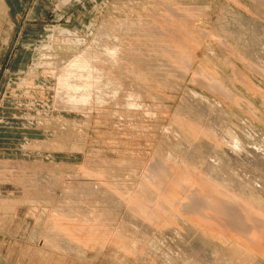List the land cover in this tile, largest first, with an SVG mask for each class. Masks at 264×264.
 <instances>
[{"label": "rangeland", "instance_id": "obj_1", "mask_svg": "<svg viewBox=\"0 0 264 264\" xmlns=\"http://www.w3.org/2000/svg\"><path fill=\"white\" fill-rule=\"evenodd\" d=\"M263 40L264 0H0V264H264V211L230 184L259 187L245 156L264 155ZM65 71L92 84L66 105Z\"/></svg>", "mask_w": 264, "mask_h": 264}, {"label": "bare ground", "instance_id": "obj_2", "mask_svg": "<svg viewBox=\"0 0 264 264\" xmlns=\"http://www.w3.org/2000/svg\"><path fill=\"white\" fill-rule=\"evenodd\" d=\"M189 8H191V7H189ZM244 31V30H243ZM218 35V34H217ZM259 35V34H258ZM256 36V35H255ZM215 38V37H214ZM261 40V39H260ZM104 41V40H103ZM110 41V40H109ZM108 41V42H109ZM104 42H107L106 40L104 41ZM238 42V41H237ZM240 42V41H239ZM263 42H264V40H263ZM264 44V43H263ZM245 45H247V44H245ZM234 46H236V45H234ZM243 48H248L247 46H244ZM258 50V49H257ZM234 51V50H233ZM246 51V50H245ZM254 51V50H253ZM259 51V50H258ZM258 51H256L255 50V52H258ZM261 51V50H260ZM259 51V52H260ZM102 52V51H101ZM254 53V52H253ZM260 53H262V52H260ZM259 53V54H260ZM81 54V53H80ZM111 55H113L114 56V54L115 53H110ZM173 54V53H172ZM255 54V53H254ZM261 55V54H260ZM255 56V55H254ZM264 55H262L261 56V58L263 57ZM78 58V57H77ZM87 58H85L84 59V57H82V58H79V59H77V60H74L72 63H70L69 64V66H70V69H77V70H82V71H88V70H86V69H89L90 68V65L88 64V62H87V60H86ZM61 62V61H60ZM187 62H188V60H187ZM66 63V62H65ZM122 63V62H121ZM192 63V62H191ZM189 64H190V61H189ZM191 65V64H190ZM60 67V66H59ZM93 67V66H92ZM84 68V69H83ZM255 68H257V66L255 67ZM56 70V69H55ZM76 70V71H77ZM202 70V69H201ZM204 71V70H203ZM207 73V72H206ZM75 75L76 76V73H71V74H68V75ZM89 74V72H87V75ZM86 75V74H85ZM212 77V76H211ZM58 80V79H57ZM58 82V84H59V88H58V94H57V99H58V101L59 102H61L62 104H64V105H66V101H68L69 103L70 102H73V101H78V100H76L75 98L76 97H78V96H75V94H74V92H78V91H80L81 89H79L80 87H83L84 89H85V94H82V96H80V97H83V95H87V93H89V91H90V87H92V84L91 83H84V85L83 86H79V84H70V79H66V71L65 72H63V74L62 75H60V77H59V80L57 81ZM165 84V83H164ZM73 85L75 86V87H73ZM169 86V85H168ZM179 86V85H178ZM66 87H68V90H67V93L69 94V98H68V100H66ZM73 87V88H72ZM95 87V86H94ZM69 88H72V89H69ZM92 90V89H91ZM122 90H123V88H122ZM84 91V90H83ZM83 93V92H82ZM104 93H105V91H104ZM90 94V93H89ZM106 94V93H105ZM91 96V95H90ZM190 97V96H189ZM85 99L87 98L86 96L84 97ZM99 98H101V96L99 97ZM103 98V97H102ZM190 100V99H189ZM193 100V99H192ZM105 102V101H104ZM85 105V104H84ZM102 105V104H101ZM104 105V104H103ZM195 105V104H194ZM197 105V104H196ZM202 105V104H201ZM62 106V105H61ZM69 106V105H68ZM74 106V105H73ZM188 106V105H187ZM197 106H199V104L197 105ZM122 107V106H121ZM191 108L193 107V106H190ZM190 107H187V108H190ZM206 107V106H205ZM81 108V107H80ZM196 108L197 107H195V110L194 111H196ZM201 108V107H200ZM204 108V107H203ZM130 109V108H129ZM207 109V108H206ZM184 110H185V108H184ZM191 110H193V108L191 109ZM191 110H190V112H191ZM181 111H183V110H181ZM186 112H189V110H185ZM198 111V110H197ZM201 112H202V109L200 110ZM70 112V111H69ZM184 112V111H183ZM183 112H181L182 114H185L186 116H187V114L186 113H183ZM208 112V111H207ZM105 113V112H104ZM196 113V112H195ZM151 114V113H150ZM199 114V112L197 113V115ZM201 114H203V112L201 113ZM207 114V113H206ZM206 114H205V116H206ZM208 116V115H207ZM168 117V116H167ZM193 117V116H192ZM191 117V118H192ZM202 118H203V116H201ZM197 118L199 119V117L197 116ZM205 119H206V117H204ZM203 118V119H204ZM210 118V117H209ZM223 118H224V116H223ZM61 119V118H60ZM204 119V120H205ZM35 120H37V119H35ZM44 120V119H43ZM209 120V119H208ZM223 123H225V121L223 122ZM228 123V122H227ZM206 124H207V122H206ZM210 124H211V122H210ZM170 125V124H169ZM240 125V124H239ZM243 125V124H242ZM38 126V125H37ZM48 126V125H47ZM51 126H52V124H51ZM220 126V125H219ZM219 126H216V127H219ZM39 127H41V126H39ZM162 127V126H161ZM226 127V126H225ZM215 128V127H214ZM214 128H212V130L214 129ZM228 128V127H227ZM235 128V127H234ZM216 129V128H215ZM230 129V128H229ZM217 130V129H216ZM215 130V131H216ZM224 130V129H223ZM223 130H221V131H223ZM232 130V129H231ZM237 130V129H236ZM47 131V130H46ZM146 131V130H145ZM166 131V130H165ZM174 131V130H173ZM214 131V130H213ZM227 132V131H226ZM219 132H217V134H218ZM221 134H222V132H221ZM240 135H241V133H239ZM238 134V135H239ZM58 135V134H57ZM220 135V134H219ZM229 136H230V142H231V145L233 146V149L234 150H238V151H240L241 149H242V146H244V144L242 143V139L240 140V138L238 137V136H235V134H233V133H229L228 134ZM239 135V136H240ZM252 135V134H251ZM170 136V135H169ZM244 136H245V134H244ZM168 137V136H167ZM203 137V136H202ZM253 137V136H252ZM263 137V136H262ZM56 138H58V137H56ZM62 138H63V136H62ZM177 138V137H176ZM225 138H227V136L225 137ZM247 138V137H246ZM58 139H61V138H58ZM248 139V138H247ZM251 139V138H250ZM262 139H264V138H262ZM57 141V140H56ZM55 141V142H56ZM65 141V140H64ZM171 141V140H170ZM253 141V140H252ZM261 141V140H260ZM62 142V141H61ZM164 142V141H163ZM182 142V141H181ZM200 142V141H199ZM174 143V142H173ZM210 143V142H209ZM249 143V142H248ZM167 144V143H166ZM178 144V143H177ZM200 144V143H199ZM252 144H256V143H252ZM263 144H264V142H263ZM34 145V144H33ZM181 145V144H180ZM179 145V146H180ZM201 145H203V144H201ZM247 145V144H246ZM245 145V146H246ZM262 145V144H261ZM260 145V147H262ZM173 146V145H172ZM175 146H177V145H175ZM183 147H184V145H183ZM197 147V146H196ZM214 147V146H213ZM247 147V146H246ZM251 147L252 146H250V149H251ZM259 147V146H258ZM257 147V148H258ZM259 147V148H260ZM74 148L75 147H73V149L72 150H74ZM174 148V147H173ZM179 148V147H178ZM207 148V147H206ZM206 148H205V150H206ZM254 148V147H253ZM252 148V149H253ZM264 148V147H263ZM77 149V148H76ZM182 149V148H181ZM208 149L209 148H207V151H208ZM256 148H254V150H255ZM261 149V148H260ZM260 149H258V150H260ZM164 150V149H163ZM174 150V149H173ZM202 150V149H201ZM210 150H211V148H210ZM257 150V151H258ZM47 151V150H46ZM175 151H177L178 152V150L176 149ZM187 150H185V152H186ZM194 151V150H193ZM204 151V150H203ZM256 150H255V152H257ZM41 152V151H40ZM49 152V151H48ZM166 152V151H165ZM182 152V151H181ZM188 152V151H187ZM195 152V151H194ZM205 152V151H204ZM204 152H202L203 154H204ZM249 152V151H248ZM247 152V153H248ZM254 152V151H253ZM259 152V151H258ZM170 153V152H169ZM201 153V154H202ZM244 153V152H243ZM246 152H245V154H247ZM251 153V152H250ZM261 153H264L263 152V150H262V152ZM177 154V153H176ZM182 154V153H181ZM188 154V153H187ZM192 154V153H191ZM191 154H190V156H191ZM196 154V153H195ZM207 154H209V153H207ZM223 153H221V155H222ZM254 154V153H253ZM197 155V154H196ZM196 155H193V156H195L196 157ZM235 156V155H234ZM245 156V155H244ZM251 156H253V155H251ZM264 155H261L260 154V152L258 153V154H255L254 155V157H253V161H251V162H249L248 163V161H249V159L248 158H251L252 159V157H246L245 156V162H246V168L245 169H247V171H249L251 174H253L254 175V177H255V180H256V182L259 184V187L257 188V187H255L252 183H250V182H252V181H250L249 182V184H243L242 182H240V180L238 179V178H235V177H231V180H230V184H232L233 185V190L238 194V196L240 197V198H242L244 201L243 202H246V204H247V206H248V208H246V210H245V212H247L248 214H250V212H251V209L250 208H257V209H259V210H261V211H264V199H262L261 197L264 195V157H263ZM199 157H201V156H199ZM239 157V156H238ZM189 158V157H188ZM187 158V159H188ZM221 158H222V156H221ZM223 158H225L224 156H223ZM222 158V159H223ZM186 159V158H185ZM192 160V158H189V160ZM193 159H195V158H193ZM211 159V158H210ZM226 159V158H225ZM240 159H241V157H240ZM208 160H209V158H208ZM227 160V159H226ZM194 161V160H193ZM213 160H211V162H212ZM97 162V161H96ZM192 162V161H191ZM195 162V161H194ZM7 164V163H6ZM10 164V163H9ZM18 164V163H17ZM22 164H24V163H22ZM22 164H19V167L20 166H23V167H21V168H24L25 170H27L26 168H28V169H30L31 170V172L32 171H34V169L36 170H38L39 168H40V166L37 164V165H22ZM189 164H191L190 162H189ZM206 164V163H205ZM41 165V164H40ZM13 166H14V164H13ZM44 166V165H43ZM42 166V167H43ZM49 166V165H48ZM1 167V166H0ZM12 167V166H11ZM16 167V166H15ZM47 167V166H46ZM207 167L209 168V173L212 175V176H215V177H220V176H225V174H227L225 171H227L226 170V161L225 160H223V161H219L218 162V164L217 165H214V163L211 165V164H207ZM31 168H33V170L31 169ZM44 168V167H43ZM57 168V167H56ZM144 168V167H143ZM241 168V167H240ZM13 169V168H12ZM17 169H20V168H17ZM23 169V170H24ZM41 169V168H40ZM49 168H47V170H48ZM4 170V169H3ZM11 170V169H10ZM14 170V169H13ZM16 170V169H15ZM14 170V171H15ZM22 169H20V171L19 172H23L24 174L26 173V171L24 172L23 170L21 171ZM36 170V171H37ZM45 170V169H44ZM6 171H8V170H6ZM27 171H29V170H27ZM36 171H34L35 173H36ZM41 171V170H40ZM40 171H39V173H40ZM49 171V170H48ZM110 171V170H109ZM242 172H243V170H241ZM5 172V171H4ZM10 172V171H9ZM15 172H17V171H15ZM18 172V173H19ZM30 172V173H31ZM42 172H45V171H42ZM125 172V171H124ZM63 173V172H62ZM116 173V172H115ZM129 173H131V172H129ZM8 174V173H7ZM28 174H29V172H28ZM47 174V173H46ZM114 174V173H113ZM61 175V174H60ZM71 175H73V174H71ZM112 175V174H111ZM11 176H13V175H11ZM19 176V175H18ZM27 176V175H26ZM31 176H35V175H33V174H31ZM31 176L28 178L29 180H31ZM40 176H43L42 174L40 175ZM3 177H4V175H3ZM25 176H23V178H24ZM110 177V176H109ZM118 177V176H117ZM22 178V179H23ZM26 178V177H25ZM3 179V178H2ZM13 179V178H12ZM27 179V180H28ZM108 179V178H107ZM229 179V178H228ZM37 180V179H36ZM45 180V179H44ZM81 180V179H80ZM7 181V180H6ZM31 181H33V182H35V185L36 184H38V182L37 181H35V179L33 180H31ZM225 181V180H224ZM3 182H5V181H3ZM10 182V181H9ZM12 182V181H11ZM46 182V181H45ZM45 182H44V184H45ZM106 182V181H105ZM110 182V181H109ZM27 183V182H26ZM31 183V182H30ZM30 183H29V185H30ZM67 183V182H66ZM103 183V182H102ZM6 184V183H5ZM15 184V183H14ZM19 184V183H18ZM61 184V183H60ZM96 184V183H95ZM114 184V183H113ZM224 184H225V182H224ZM258 184H256L257 186H258ZM55 185V184H54ZM98 185H100V184H98ZM103 185V184H102ZM101 185V186H102ZM111 185V184H110ZM115 185V184H114ZM140 185V184H139ZM58 186V185H57ZM111 186H113V185H111ZM141 186V185H140ZM260 186H261V188H260ZM26 187V186H25ZM31 187V186H30ZM61 187V186H60ZM116 187V186H115ZM114 187V188H115ZM117 187H119V186H117ZM116 187V188H117ZM123 187V186H122ZM28 188V187H27ZM34 188V187H33ZM32 188V189H33ZM43 188H44V185H43ZM42 188V189H43ZM49 188V187H48ZM95 188V187H94ZM99 187L97 186V189H98ZM113 188V187H112ZM115 188V189H116ZM39 189H41V188H39ZM70 189V188H69ZM96 189V190H97ZM107 189V188H106ZM31 190V189H30ZM47 190V189H46ZM54 190V189H53ZM89 190V189H88ZM92 190V189H91ZM99 190L100 189H98V191L97 192H99ZM108 190V189H107ZM33 191V190H32ZM31 191V192H32ZM42 191H44V192H46L45 190H42ZM41 191V192H42ZM70 191H71V189H70ZM69 191V192H70ZM93 191V190H92ZM94 191H95V189H94ZM109 191V190H108ZM206 191V190H205ZM43 192V193H44ZM49 192H51V191H49ZM55 192V191H54ZM90 192V191H89ZM88 192V193H89ZM137 192V191H136ZM139 193H140V191H138ZM27 193V192H26ZM40 193V192H39ZM65 193V192H64ZM63 193V194H64ZM93 193V192H92ZM91 193V194H92ZM106 193H108V192H106ZM106 193L104 194V195H106ZM41 194V193H40ZM39 194V195H40ZM96 194H99V193H96ZM103 194V193H102ZM109 194V193H108ZM34 195H36V194H34ZM88 196H89V194H87ZM93 195V194H92ZM101 195V194H100ZM137 195H138V193H137ZM175 195V194H174ZM174 195H173V197H174ZM66 195L64 194V197H65ZM69 196V195H68ZM67 196V197H68ZM72 196V195H71ZM94 196H95V194H94ZM111 196H112V194H111ZM139 196H142V195H139ZM42 197V196H41ZM63 197V196H62ZM92 197V196H91ZM103 197H105V196H103ZM108 197V196H107ZM114 197V196H113ZM135 197V196H134ZM35 198V197H34ZM54 198V197H53ZM83 198V197H82ZM92 198H94V197H92ZM96 198H98V197H96ZM117 198V197H116ZM121 198V197H120ZM136 198H137V196H136ZM135 198V199H136ZM171 198V197H170ZM66 199V198H65ZM107 199V198H106ZM69 200V199H68ZM68 200H67V202H68ZM88 200H89V198L86 200L87 202H88ZM102 200V199H101ZM114 200H116V199H114ZM117 200H119V198L117 199ZM121 200V199H120ZM127 200V199H126ZM173 200V199H172ZM36 201V200H35ZM51 201V200H50ZM64 201V200H63ZM71 201V200H70ZM134 201V200H133ZM132 201V202H133ZM136 201H137V199H136ZM85 202V201H84ZM83 202V203H84ZM93 202H95V201H93ZM132 202H130V204L132 203ZM62 204H64L65 205V202L63 203V202H61ZM60 203V204H61ZM112 203V202H111ZM111 203H109V204H111ZM201 203H203V202H201ZM34 204V203H33ZM41 204V203H40ZM49 204V203H48ZM121 204V203H120ZM134 204V203H133ZM137 204V203H136ZM35 205V204H34ZM50 205V204H49ZM195 205H199L198 203L197 204H195ZM194 205V206H195ZM201 205V204H200ZM48 206V205H47ZM51 206V205H50ZM55 206H57V205H55ZM54 206V207H55ZM68 206V205H67ZM110 206V205H109ZM135 206V205H134ZM204 206H207V205H204ZM204 206H202L201 208H203ZM20 207V206H19ZM63 207V206H62ZM118 207V206H117ZM132 207V206H131ZM131 207H130V211L132 210L131 209ZM137 207V206H136ZM196 207V206H195ZM194 207V208H195ZM210 207V206H209ZM72 208V207H71ZM74 208H75V206H74ZM74 208H72V209H74ZM135 208V207H134ZM133 208V209H134ZM193 208V210H196V209H194ZM197 208V207H196ZM198 208H200V207H198ZM214 208V207H213ZM55 209V208H54ZM59 209V208H58ZM64 209V208H63ZM66 209V208H65ZM68 209V208H67ZM76 209V208H75ZM74 209V210H75ZM128 209V208H127ZM139 209V208H138ZM208 209H210V208H208ZM207 209V207H206V210H208ZM212 209V208H211ZM69 210L70 209H68V212H69ZM74 210H72V212H74ZM129 210V209H128ZM198 210V209H197ZM199 210H201L203 213H204V210H205V208H204V210H202V209H199ZM205 210V212H207ZM212 210H215V209H212ZM14 211V210H13ZM56 211V210H55ZM77 210H75V212H76ZM136 211V210H135ZM138 211H140L141 212V210H138ZM137 211V212H138ZM200 211V212H201ZM218 211V210H217ZM57 212V211H56ZM129 212V211H128ZM172 212V211H171ZM201 212V213H202ZM209 212H211V210H209ZM213 212V211H212ZM215 212V211H214ZM214 212H213V214H214ZM238 212H239V210H238ZM14 213V212H13ZM67 213V212H66ZM70 213H71V211H70ZM77 213V212H76ZM75 213V214H76ZM217 213H219V211L217 212ZM252 213V212H251ZM63 214H65V212H63ZM70 217H73L72 215H70L69 213H67ZM72 214V213H71ZM80 214V213H79ZM93 214V213H92ZM138 214H139V212H138ZM238 214V213H237ZM127 215H129V214H127ZM135 215V214H134ZM203 215H207L208 216V214H203ZM210 215V214H209ZM240 214H238V216H239ZM256 215V214H255ZM62 216H64V215H62ZM65 216H67V215H65ZM75 216V215H74ZM211 216V215H210ZM237 216V217H238ZM78 217V216H77ZM95 217V216H94ZM128 216H126L125 218H127ZM131 218H133V216H130ZM136 217V216H135ZM219 219L220 218H222V220H223V217H224V219H225V215L224 216H217ZM240 217H241V215H240ZM257 217H259V216H257ZM67 218V217H66ZM109 218V217H108ZM131 218L130 219H128V220H131ZM138 218V217H137ZM137 218H136V220H137ZM181 218V217H180ZM57 219V218H56ZM68 219V218H67ZM124 219V218H123ZM133 219H135V218H133ZM146 219V218H145ZM238 219H239V217H238ZM52 220V219H51ZM127 220V219H126ZM125 220V221H126ZM135 220V221H136ZM141 220V219H140ZM226 220H227V217H226ZM236 220H237V218H236ZM241 220H243L242 218H241ZM100 221V220H99ZM142 221V220H141ZM143 221H145V220H143ZM239 221V220H238ZM74 222V221H73ZM128 222V221H127ZM133 222V221H132ZM131 222V224H133ZM137 222H140V221H137ZM190 222V221H189ZM239 222H241V221H239ZM243 222V221H242ZM136 223V222H135ZM144 223V222H143ZM101 224V223H100ZM147 224V223H146ZM192 224H194V222L192 223ZM191 224V225H192ZM151 225V224H150ZM241 225V223L239 224V226ZM243 225V224H242ZM64 226V225H63ZM74 226V225H73ZM121 226V225H120ZM126 226V225H125ZM147 226V225H146ZM193 226V225H192ZM259 226V225H258ZM263 226V225H262ZM50 227V226H49ZM102 227V226H101ZM142 227V226H141ZM148 227V226H147ZM171 227V226H170ZM242 227V226H241ZM260 227H261V225H260ZM121 228V227H120ZM125 228V227H124ZM143 228H145V227H142V230H143ZM149 228H151V227H149ZM179 228V227H178ZM192 228V227H191ZM264 228V227H263ZM169 229V228H168ZM242 229V228H241ZM247 229V228H246ZM64 230V229H63ZM119 230H122V229H119ZM147 230H149L148 228H147ZM183 230V229H182ZM190 230V229H189ZM199 230V229H198ZM201 230V229H200ZM248 230V229H247ZM133 231V230H132ZM164 231V230H163ZM191 231V230H190ZM140 232H142V231H140ZM149 232V231H148ZM204 232H205V230H204ZM61 233V232H60ZM159 233V232H158ZM173 233V232H172ZM206 233H207V231H206ZM130 234V233H129ZM142 234V233H141ZM144 234H148V233H144ZM154 234V233H153ZM51 235H54V234H51ZM177 235V234H176ZM188 235V234H187ZM206 235V234H205ZM219 235V234H218ZM155 236V235H154ZM165 236V235H164ZM220 236H221V234H220ZM230 236V235H229ZM42 237V236H41ZM40 237V238H41ZM55 237V236H54ZM59 237V236H58ZM147 237V236H146ZM145 237V238H146ZM207 237V236H206ZM219 237V236H218ZM163 238V237H162ZM198 238H200L199 236H198ZM203 238V237H202ZM222 238H224V237H222ZM45 239L47 240V241H49L51 244H53L52 242L55 240V239H53L52 237H50V235L48 234V236H45ZM62 239V238H61ZM77 239V238H76ZM148 239V238H147ZM166 239V238H165ZM180 239V238H179ZM185 239V238H184ZM201 239V238H200ZM207 239V238H206ZM56 240H57V238H56ZM113 240V239H112ZM129 240V239H128ZM143 240V239H142ZM145 240V239H144ZM155 240V239H154ZM157 240V239H156ZM192 240V239H191ZM223 240V239H222ZM136 241V240H135ZM164 241V240H163ZM187 241V240H186ZM205 241V240H204ZM203 241V242H204ZM207 241V240H206ZM46 242V241H45ZM63 242V241H62ZM112 242V241H111ZM213 242V241H212ZM225 242V241H224ZM243 242V241H242ZM47 243V242H46ZM115 243V242H114ZM47 244H49V243H47ZM56 244V243H55ZM55 244H53V245H55ZM58 244V243H57ZM56 244V245H57ZM62 244V243H61ZM65 244V243H64ZM67 244V243H66ZM130 244H131V242H130ZM135 244V243H134ZM136 244H138V243H136ZM154 244H155V242H154ZM182 244H184V242L182 243ZM98 245V244H97ZM156 245V244H155ZM154 245V246H155ZM246 245V244H245ZM249 245V244H248ZM49 246V245H48ZM59 246H61V245H59ZM73 246H74V243H73ZM152 246V245H151ZM166 246V245H165ZM173 246V245H172ZM63 247V246H62ZM69 247V246H68ZM157 247V246H156ZM177 247V246H176ZM196 247V246H195ZM194 247V248H195ZM260 247V246H259ZM50 248V247H49ZM61 248V247H60ZM77 248V247H76ZM136 248V247H135ZM151 248V247H150ZM185 248V247H184ZM240 248V247H239ZM51 249V248H50ZM65 249V248H64ZM63 249V250H64ZM173 249V248H172ZM244 249V248H243ZM258 249V248H257ZM152 250V249H151ZM160 250V249H159ZM180 250V249H179ZM192 250V249H191ZM217 250V249H216ZM189 251V250H188ZM194 251V250H193ZM234 251V250H233ZM239 251H241L240 249H239ZM247 251V250H246ZM197 252V251H196ZM219 252V251H218ZM249 252H251V251H249ZM254 252V251H253ZM213 253H214V251H213ZM216 253V252H215ZM247 253V252H246ZM263 253V252H262ZM137 254V253H136ZM183 254V253H182ZM193 254H195V255H197L196 253H193ZM253 254V253H252ZM251 254V255H252ZM188 255V254H187ZM215 255V254H214ZM240 255V254H239ZM189 257H190V255H188ZM201 256V255H200ZM206 256V255H205ZM216 256V255H215ZM219 256V255H218ZM247 256V255H246ZM263 256V255H262ZM77 257V256H76ZM154 257V256H153ZM159 257V256H158ZM165 257V256H164ZM163 257V258H164ZM186 257V256H185ZM191 257H192V255H191ZM167 258V257H166ZM193 258H195V257H193ZM200 258V257H199ZM198 258V259H199ZM207 258H208V256H207ZM250 258V257H249ZM80 259V258H79ZM158 259V258H157ZM187 259V258H186ZM191 259V258H190ZM189 259V260H190ZM197 259V258H196ZM206 259V258H205ZM245 259V258H244ZM247 259H248V257H247ZM246 259V260H247ZM188 260V259H187ZM195 260V259H194ZM201 260H202V258H201ZM204 260V259H203ZM206 260H209V259H206ZM214 260V259H213ZM86 261V260H85ZM180 261V260H179ZM162 262V261H161ZM176 262H177V260H176ZM183 262H185V261H183ZM188 262V261H187ZM198 262V261H197ZM210 262V261H209ZM213 262V261H212ZM226 262V261H225ZM196 263V262H195ZM202 263V262H201ZM205 263V262H204ZM219 263V262H218ZM179 264H181V262L179 263ZM185 264V263H184ZM194 264V263H193ZM197 264V263H196ZM206 264V263H205ZM210 264V263H209ZM213 264V263H212ZM221 264V263H220Z\"/></svg>", "mask_w": 264, "mask_h": 264}]
</instances>
